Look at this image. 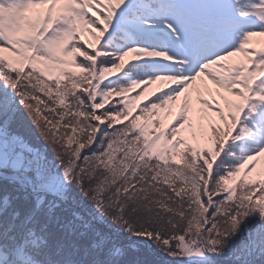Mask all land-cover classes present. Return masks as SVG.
<instances>
[{
    "label": "snow or ice",
    "instance_id": "obj_1",
    "mask_svg": "<svg viewBox=\"0 0 264 264\" xmlns=\"http://www.w3.org/2000/svg\"><path fill=\"white\" fill-rule=\"evenodd\" d=\"M0 264H264V0H0Z\"/></svg>",
    "mask_w": 264,
    "mask_h": 264
},
{
    "label": "rangeland",
    "instance_id": "obj_2",
    "mask_svg": "<svg viewBox=\"0 0 264 264\" xmlns=\"http://www.w3.org/2000/svg\"><path fill=\"white\" fill-rule=\"evenodd\" d=\"M158 86H159V85H153L152 88H156V87H158ZM150 91H151V89H150Z\"/></svg>",
    "mask_w": 264,
    "mask_h": 264
}]
</instances>
